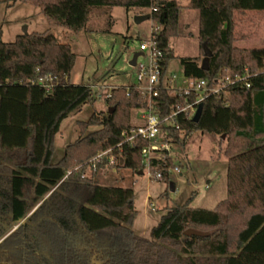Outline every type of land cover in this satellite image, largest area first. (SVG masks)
<instances>
[{
	"label": "trees",
	"instance_id": "1",
	"mask_svg": "<svg viewBox=\"0 0 264 264\" xmlns=\"http://www.w3.org/2000/svg\"><path fill=\"white\" fill-rule=\"evenodd\" d=\"M20 1L74 32L97 7L149 9L161 78L175 58L186 78L210 85L264 69V47L234 44L244 36L238 24L264 13V0H189L200 17L196 57L177 56L170 45L178 32L177 0ZM1 36L0 29V264H264V73L252 75L249 87L207 95L197 122L180 114L165 127L182 145L196 130L225 135L227 197L213 209L190 207V199L167 207L145 238L131 225L133 189L102 183L101 174L87 173V162L123 139L133 110L145 109L147 100L136 85L113 88L107 97L113 111L80 121L81 136L52 162L62 122L92 101V88L70 82L76 54L54 34L21 33L9 42ZM204 47L211 52L208 70L201 67ZM47 76L50 92L40 83ZM195 99L194 92L161 87L152 103L163 117ZM93 126L98 129L86 133ZM146 144L138 140L117 150L118 168L141 173ZM174 165L166 157L160 168ZM170 175L165 170L163 179Z\"/></svg>",
	"mask_w": 264,
	"mask_h": 264
},
{
	"label": "rangeland",
	"instance_id": "2",
	"mask_svg": "<svg viewBox=\"0 0 264 264\" xmlns=\"http://www.w3.org/2000/svg\"><path fill=\"white\" fill-rule=\"evenodd\" d=\"M14 1L16 4H11ZM177 1L181 5L178 32L170 38V45L177 56L196 57L200 53L199 11L186 6L187 0ZM142 13L150 11L123 6L97 7L92 10L86 27L74 32L50 21L32 3L0 1L2 40L13 41L14 33H23L24 26L28 27V33L54 34L60 42L70 44L76 54L70 82L92 88V101L62 122L52 162L59 161L66 146L81 136L80 121L87 120L95 112H108L107 97L113 88L138 84L137 68L130 61L136 52L142 51V43H152L151 33L155 27L152 19L135 21V16ZM254 16L253 21L259 17L260 22L247 24V27L240 23L251 38L235 41L237 47H264V13ZM143 52L144 55L138 57L139 62L148 64L150 49ZM170 76H175L169 85L173 89H185L190 85L178 58L169 62L165 78ZM142 115V109L133 110L131 124H142L145 121ZM96 129L95 126L90 127L86 133ZM170 145L171 156L180 171L173 172L168 180H154L127 168L106 171L114 176L98 172L104 184L133 189L137 213L131 225L138 235L145 238H150L152 227L159 222L167 207L184 204L190 199V207L213 209L227 197V142L221 135L196 130L185 145L176 142Z\"/></svg>",
	"mask_w": 264,
	"mask_h": 264
},
{
	"label": "built area",
	"instance_id": "3",
	"mask_svg": "<svg viewBox=\"0 0 264 264\" xmlns=\"http://www.w3.org/2000/svg\"><path fill=\"white\" fill-rule=\"evenodd\" d=\"M155 29V28H153ZM152 39V38H151ZM150 49L149 63H140L139 59L135 67L137 68V79L136 84L143 98L148 102V106L143 110V118L145 121L142 124L133 126L128 130L122 132L123 139L113 147L101 150L95 156H93L88 162L87 173H98L112 169L117 170L119 164V158L116 154L118 150L120 153L124 151L125 145L134 146L138 140L146 141L147 144L141 149L142 157V174H146L148 177L154 180H162L164 178V171L166 170L169 174L180 171V168L176 165L168 167L166 169L160 168L162 161L166 157L171 156V145L172 138L168 137V133L165 127L175 125V118L184 114L188 118H193L198 105L204 100L207 95L218 94L225 92L229 86L237 85L249 87L250 77L260 72L264 73V69L255 73H250L248 69L244 73L236 76L226 75L213 82L210 85L209 81L205 79H189L190 84L185 89H179L186 95L194 92L196 99L193 102H187L184 105H177L172 113L161 117L153 106V99L159 94L161 87L171 88L169 85L173 81L175 76L165 78L162 77V71L159 64V57L161 51L158 50L156 42L152 39L151 44L142 43L141 50L146 51ZM52 77L47 76L40 80L47 92L52 89ZM173 89V88H171ZM129 90V88H128ZM111 94V93H110ZM109 94V95H110ZM108 95V96H109Z\"/></svg>",
	"mask_w": 264,
	"mask_h": 264
},
{
	"label": "water",
	"instance_id": "4",
	"mask_svg": "<svg viewBox=\"0 0 264 264\" xmlns=\"http://www.w3.org/2000/svg\"><path fill=\"white\" fill-rule=\"evenodd\" d=\"M146 19H151V13H142V14H138L135 16V21L137 23L143 21V20H146ZM23 33H28V27L27 26H24L23 28ZM205 48V55L202 59V62H201V67L204 69V70H208L209 69V66H210V56H211V52L209 51V49L207 47H204ZM141 55H144V52L143 51H140V52H136L132 58V60L130 61V64L135 66L136 63H137V60H138V57L141 56ZM202 110H203V103L201 102L199 105H198V108H197V111L193 117V120L195 122H197L199 119H200V116L202 114ZM110 113L113 111V108H109L108 110ZM223 138H225V135L222 136ZM171 188H174V185L171 184Z\"/></svg>",
	"mask_w": 264,
	"mask_h": 264
},
{
	"label": "crops",
	"instance_id": "5",
	"mask_svg": "<svg viewBox=\"0 0 264 264\" xmlns=\"http://www.w3.org/2000/svg\"><path fill=\"white\" fill-rule=\"evenodd\" d=\"M0 1H2V0H0ZM4 1V0H3ZM10 2V1H9ZM188 3H189V0H187V3H186V6L188 5ZM9 4V3H8ZM11 4H16V1H14V2H12ZM147 10H149V9H147ZM150 11V10H149ZM92 13V12H91ZM256 13H252V14H250L251 15V17L249 18V20L248 19H246V20H243V22L241 23L242 25H244V24H246L245 26L247 27V24H250V25H252L254 22H260V20H259V17H258V19H257V21H253V20H255V17L256 16H254L253 17V15H255ZM90 19V18H89ZM89 23V22H88ZM238 24V26H240L241 24ZM240 26V27H238L237 26V30H238V32H240V31H242V32H240V34H243L244 36H242V37H240L238 40H242V41H245L246 39H249V38H251V35H249L248 33H247V31L245 30V29H243V27L245 28V26ZM1 31H2V29H1ZM67 31H70V30H67ZM21 34V33H20ZM2 35V34H1ZM17 35H19V33H14V36L16 37ZM15 37H14V39H15ZM237 41V40H236ZM189 57V56H188ZM191 57V56H190ZM116 172V171H115ZM102 174L103 175H105V174H107V175H112V176H114L113 174H111V173H107L106 171H103L102 172Z\"/></svg>",
	"mask_w": 264,
	"mask_h": 264
}]
</instances>
